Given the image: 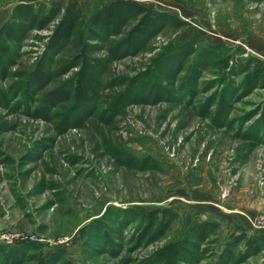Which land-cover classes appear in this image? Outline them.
I'll return each mask as SVG.
<instances>
[{
    "label": "rangeland",
    "instance_id": "obj_1",
    "mask_svg": "<svg viewBox=\"0 0 264 264\" xmlns=\"http://www.w3.org/2000/svg\"><path fill=\"white\" fill-rule=\"evenodd\" d=\"M97 1L79 0L84 16ZM134 1L164 19L136 43L134 22L89 43L98 94L78 110L75 38L32 77L65 0H0V28L15 24L0 35V264H264L245 244L264 236V83L247 65L264 61V0ZM158 208L176 217L151 241L129 212ZM202 220L219 227L199 242ZM183 239L188 256L158 258Z\"/></svg>",
    "mask_w": 264,
    "mask_h": 264
},
{
    "label": "trees",
    "instance_id": "obj_2",
    "mask_svg": "<svg viewBox=\"0 0 264 264\" xmlns=\"http://www.w3.org/2000/svg\"><path fill=\"white\" fill-rule=\"evenodd\" d=\"M49 21H56L53 25L50 35L45 43L43 55L36 62L32 77L39 82L46 79L45 73L46 59L49 55L56 54L66 42L75 38L78 52L69 60L67 69L74 70L72 74L71 91L73 93L74 102L77 109L90 105L98 94V76L97 71L102 66L103 61L99 58L90 56V42H105L112 37L122 35V30L130 22H134L133 26L127 34L131 43H136L140 38L152 33L153 30L164 19L161 13L149 9L140 2L134 0H98L94 8H87L84 16L81 6L73 1L67 2L64 7L52 6L46 15ZM15 32V24L8 23L0 28V35L5 41L13 38ZM0 53L7 55L9 49L6 45L0 46ZM252 73L249 74L251 82L260 80L264 83V61L255 58L247 62ZM264 114V110H263ZM129 214L143 224L142 237L151 241L158 240L167 232L171 222L176 214L171 209L158 208L150 211H130ZM219 224L209 220H202L198 223H192L188 232L193 239L202 242L208 235L215 232ZM187 236L191 237V236ZM245 239L243 234L237 237V240ZM245 244L250 248H258L260 244H264V236L254 238L247 236ZM191 242L186 239L168 243L157 251L159 259L167 263L188 256ZM39 264H49L48 257L45 254ZM62 264H70L64 261Z\"/></svg>",
    "mask_w": 264,
    "mask_h": 264
},
{
    "label": "crops",
    "instance_id": "obj_3",
    "mask_svg": "<svg viewBox=\"0 0 264 264\" xmlns=\"http://www.w3.org/2000/svg\"><path fill=\"white\" fill-rule=\"evenodd\" d=\"M73 1H75L77 3L79 2V0H65L64 4H60V3H58V4H60V6H62V7H64L67 2H73Z\"/></svg>",
    "mask_w": 264,
    "mask_h": 264
},
{
    "label": "built area",
    "instance_id": "obj_4",
    "mask_svg": "<svg viewBox=\"0 0 264 264\" xmlns=\"http://www.w3.org/2000/svg\"><path fill=\"white\" fill-rule=\"evenodd\" d=\"M33 1H36V0H32V2ZM38 1L45 2V3H51V1H53V0H38Z\"/></svg>",
    "mask_w": 264,
    "mask_h": 264
}]
</instances>
